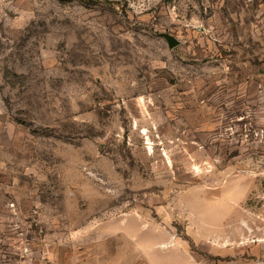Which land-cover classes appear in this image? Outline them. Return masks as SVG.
<instances>
[{
  "label": "rangeland",
  "instance_id": "1",
  "mask_svg": "<svg viewBox=\"0 0 264 264\" xmlns=\"http://www.w3.org/2000/svg\"><path fill=\"white\" fill-rule=\"evenodd\" d=\"M0 264H264V0H0Z\"/></svg>",
  "mask_w": 264,
  "mask_h": 264
},
{
  "label": "water",
  "instance_id": "2",
  "mask_svg": "<svg viewBox=\"0 0 264 264\" xmlns=\"http://www.w3.org/2000/svg\"><path fill=\"white\" fill-rule=\"evenodd\" d=\"M161 37L166 40L168 47L170 49H174L179 45V42L174 37H172L170 35L162 34Z\"/></svg>",
  "mask_w": 264,
  "mask_h": 264
}]
</instances>
